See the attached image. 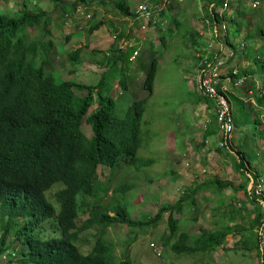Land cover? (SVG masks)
Listing matches in <instances>:
<instances>
[{"label":"rangeland","instance_id":"obj_1","mask_svg":"<svg viewBox=\"0 0 264 264\" xmlns=\"http://www.w3.org/2000/svg\"><path fill=\"white\" fill-rule=\"evenodd\" d=\"M84 1L90 7L85 12V14H92L90 19L79 17L82 15L76 11L73 12L72 6L69 10L67 8L69 13L62 10L60 2L63 5H70L73 0H8V2L0 0V11L6 12L9 16L20 17L26 3L27 8L41 14L43 20L44 18L50 20L45 34L40 32L41 26H27L25 33L28 40L52 42L46 54L47 62L44 68L55 80H69L95 86L102 79V74L110 68L109 76L114 81V85L110 86V96L115 103L114 115L118 118L124 115L132 102L146 97V91L142 88L145 72L152 58H156L159 62L153 92L145 104L140 146L136 153L139 161L150 159L152 162L145 165L122 164L121 167L112 171L113 173L106 166L100 165L96 195L84 197L82 193H79L76 196L78 225L91 218L92 213L88 204L109 208L112 210L110 216L114 215L113 210L116 207L123 205L132 220L145 221L153 217L160 206L175 205L185 192L192 190L198 179L231 181L235 189H240L248 183L245 172L239 171L236 166V158L227 152L225 145H220L224 135L220 133L215 120L213 101L201 96L197 89L198 48L188 41L187 34L204 28L198 7L206 4L200 5L198 0H172L168 5L172 7V10L163 17L164 21L142 32L138 24L131 23V26H128V21L113 5L117 0ZM122 1L131 12L142 2H149L155 8L165 3V0ZM255 1L259 3L258 6L253 4ZM13 2L14 5L10 6ZM232 3V12L234 8V11L239 14L237 16L235 14L234 19L238 20L240 26L238 30L235 27L230 30L232 35L229 36L231 43L235 44L236 56L229 60V66L238 67L242 73L245 70L247 73L249 71L251 75L243 74L245 77L242 86L235 89V93L231 96L236 129L228 146L234 147L237 151L242 149L252 166L254 165L253 171L259 173L261 168L259 170L256 162L262 160H257L258 156L264 158V109L260 110L253 99L257 93L264 91V37L259 33L264 30V0H234ZM173 18H176L175 23ZM101 20H104L105 24L93 34H89L88 28ZM108 21L112 22V27L109 26ZM111 28H115V31ZM218 29L221 34L224 33L223 29ZM68 35L83 37L77 40L72 38L66 40ZM113 35L119 36L117 44L121 45L123 51H130L131 48L137 50L132 62L117 61L113 65L116 52L109 47ZM161 36L166 38L164 44ZM199 42L200 44L211 43L212 52L217 50V42L207 36L200 38ZM223 42L230 46L227 40ZM76 44L81 45L83 57L87 62L85 67L79 62L74 63L66 52V50H74ZM129 44L132 46H128ZM76 64H78L77 68H74ZM91 64L96 65L89 67ZM102 67L106 68L102 69ZM76 69L79 73L75 75ZM122 77H125L127 84L125 91L119 84ZM249 91L253 94L249 95ZM74 95L82 98L87 95V92L74 90ZM206 105L209 106L208 109L205 108ZM96 108L97 98L90 112ZM209 129L214 130V135L206 137V130ZM82 131L88 138L93 135L90 125L86 123L83 124ZM209 138L210 141L207 143L206 139ZM212 151H214L213 154L208 155ZM184 160L188 161L187 166L183 164ZM186 172L191 174L194 182L190 179L185 184ZM109 179L110 182H108ZM124 186L127 189L122 194L120 189ZM60 187V184H56L46 194L48 201L56 208V214L59 205L52 194ZM224 191L226 198L223 205L215 201L220 195L211 193L216 191H201L195 194L198 200L196 206H192L189 202L184 203L182 213H173V215L176 219L182 215L180 229L191 236L198 235L201 229L219 231L224 226L230 225L231 221L235 224L238 222L240 229L234 228V231L237 232L239 236L237 239L240 238L241 242L237 243L238 246L225 261L222 256L218 258L213 255L210 258L207 254L178 256L168 248L162 247V237L166 232L164 222L168 212L164 214V222L156 227L132 228L117 224L108 227L102 237L106 242L113 244L114 254L119 261L129 256L133 262L142 264H251L253 252H256L251 231L252 239L244 240L248 236V218L253 217L251 205L249 210L244 202L249 204L251 202L245 195L242 199L237 197L236 194L242 192L241 190L231 192L226 189ZM216 205L218 207L214 209ZM233 207L237 209V213H233ZM56 214L45 221L40 230L38 229L37 232L41 237L60 236ZM193 217L196 218L195 222H192ZM2 220L0 212V229ZM21 220L18 219V223ZM101 229L95 226L78 234L75 245L82 253L87 254L92 250L101 235ZM15 230L14 227L7 236L8 249H15L18 255L24 245L14 238ZM228 244L230 243L226 246ZM244 245L248 249L254 248V251L245 250ZM11 261L13 264L14 259ZM0 264L3 262L0 261Z\"/></svg>","mask_w":264,"mask_h":264},{"label":"trees","instance_id":"obj_2","mask_svg":"<svg viewBox=\"0 0 264 264\" xmlns=\"http://www.w3.org/2000/svg\"><path fill=\"white\" fill-rule=\"evenodd\" d=\"M199 1L204 4L215 3L219 7H223L225 3V0ZM81 2L86 3L84 0H74L70 5H63L61 2L60 5L64 12L69 13L67 8L69 10L72 6L74 9ZM232 2L234 0L229 4L231 17L226 18V40L236 50L229 35L231 28L238 30L240 24L234 19L235 14H239L234 8L232 12ZM113 5L123 18L134 16L122 0H117ZM24 6L20 17H12L0 11V212L3 217L0 255L8 249L7 236L15 227L14 238L21 241L24 248L18 252L13 264H142L133 262L129 256L119 261L114 254L113 244L106 242L102 236L108 227L117 224L132 228L156 227L164 222V214L168 212L164 222L166 232L162 237V247L168 248L178 256H210L225 241L226 231L201 229L198 235L191 236L180 229L182 215L176 219L173 213H182L183 205L187 202L196 206L198 200L195 194L198 192L213 190L221 194L230 188L239 191L234 189L231 183L219 179L196 184L190 192H185L175 205L160 206L154 216L145 221L132 220L123 205L116 207L113 210L114 215L110 216L112 210L109 208L88 204L91 218L78 225L76 196L79 193L84 197L96 195L100 165L106 166L113 173L112 171L122 164L145 165L152 162L150 159L139 161L136 153L140 146L145 104L152 95L159 62L152 58L145 72L142 88L146 91V97L132 102L124 115L118 118L114 115L115 103L110 96V86L114 85L109 76L110 68L102 74V79L95 86L69 80H55L44 68L47 62L46 54L52 42L28 40L25 33L27 26H41L40 32L45 34L50 20H43L42 15L27 8L26 3ZM170 10L172 7H167L160 16L166 17ZM204 12L205 17L212 20L209 7H204ZM173 19L175 23L176 18ZM108 23L112 27V22ZM217 23L219 22H213L212 26L215 27ZM104 24V20H101L91 25L88 33L93 34ZM111 29L115 31V28ZM259 33L264 37V30ZM187 36L192 45L199 46L200 35L197 32L191 31ZM69 39L68 35L66 40ZM161 39L164 44L166 38L161 36ZM118 40L119 36L113 35V42L109 46L116 52L113 65L117 61H129L130 55L135 51L134 48L123 51L117 44ZM81 51V48L66 50L74 63L81 60ZM240 73L251 75V72L247 73L246 70ZM119 84L122 90L127 89L125 77L119 80ZM74 90L87 92V95L77 98ZM95 98L97 108L90 112L95 105ZM253 100L260 110L264 109V91L257 93ZM84 123L92 129L91 138L82 131ZM206 131V137L214 135V130ZM224 147L236 158L239 171L242 170L246 175L253 171V166L242 149L237 151L228 144ZM254 173L253 186L260 177V173ZM56 184L61 185L60 189L52 194L59 205L57 214L56 208L46 196ZM247 186L248 184H244L240 189L244 190L246 198L253 202L256 198L251 190L248 191ZM126 189V186L121 188V193L124 194ZM55 214L60 236L41 237L38 229L40 230L45 221ZM5 217L7 219H4ZM18 219H22L19 222L21 224ZM260 219L261 215L257 214L254 226H260ZM195 221L196 218L193 217L192 222ZM95 226L102 228L101 235L92 250L84 254L75 245L78 234Z\"/></svg>","mask_w":264,"mask_h":264},{"label":"built area","instance_id":"obj_3","mask_svg":"<svg viewBox=\"0 0 264 264\" xmlns=\"http://www.w3.org/2000/svg\"><path fill=\"white\" fill-rule=\"evenodd\" d=\"M74 1V0H73ZM172 0H165V3L161 7H154L149 4V2H142L136 6L135 10L132 11L134 14L133 17H128V26L132 24H138L142 32L148 31L153 25H156L163 22L164 19L160 16L161 12L167 10L168 5ZM182 1V0H180ZM232 0H225L223 7L217 6L215 3H207L206 5H201L198 0L199 6L198 10L201 14V22L204 27L202 30H198L200 38L205 36L209 39L217 42V50L212 52V44L204 43L197 46L198 53L197 58L199 59L198 67L196 68V80H197V89L202 94L201 96L209 98L213 101L214 114L218 123L220 133L224 136V140L220 143L221 146L227 145L231 142V138L235 132L236 124L233 111L232 103V94L235 93V89L242 86L244 81V75L240 73L238 67L229 66V60L236 56V50L224 44L226 41L227 34V22L226 18L230 16V2ZM254 5L258 6V2L255 1ZM204 7H209L211 10L212 20L205 17ZM90 7L86 3H78L73 12L81 14L79 17L92 18V14H85ZM159 17L158 19L156 17ZM74 18H76L74 16ZM139 23H138V22ZM218 21L215 27L212 26L213 22ZM219 24H223L222 26ZM223 29L224 33H220L219 29ZM224 39V40H223ZM200 40V39H199ZM120 44V43H119ZM121 47V45H119ZM132 46V45H128ZM137 50L133 51L130 55L129 60H133ZM249 95H252V92L249 91ZM254 102V100H253ZM255 103V102H254ZM209 108L208 106L206 107ZM207 143L209 142L206 139ZM185 156V154H184ZM185 166L188 165V161H183ZM251 185V192L256 199L260 200V203L264 205V180L256 179L253 186L252 177L254 175L248 174ZM264 215V212H262ZM257 237H258V247L260 251V264H264V216H262L260 226L257 228ZM17 257V252L15 249H7L0 255V261L3 264H11V259Z\"/></svg>","mask_w":264,"mask_h":264},{"label":"crops","instance_id":"obj_4","mask_svg":"<svg viewBox=\"0 0 264 264\" xmlns=\"http://www.w3.org/2000/svg\"><path fill=\"white\" fill-rule=\"evenodd\" d=\"M9 5H10V3H9ZM14 5V2H13V4L11 3V5L10 6H13ZM79 34V33H78ZM69 36H71V35H69ZM83 36H75V35H72L70 38H72V39H75V40H77V39H79V38H82ZM101 41V40H100ZM112 42H113V40H112ZM111 42V43H112ZM77 48H81V45H75V49L74 50H76ZM82 56V57H81ZM79 57H81V60H79L78 62L79 63H81L84 67H85V65H86V61H85V59H84V57H83V54H82V51L81 52H79ZM130 62H132L133 60H129ZM78 63V64H79ZM78 64H76V65H74V68L78 65ZM96 65V64H95ZM94 64H91L89 67H94L95 66ZM88 67V66H87ZM77 68V67H76ZM79 68H81V67H79ZM105 69L106 67H102V69ZM75 75L77 74V73H79V71L76 69L75 70ZM78 75H81V74H78ZM77 75V76H78ZM85 85V84H84ZM207 107V105L205 106V108ZM219 135V134H218ZM220 136V135H219ZM218 136V137H219ZM209 141H210V138L208 139ZM206 149V148H205ZM213 152L214 151H212V152H210V153H208V155H211V154H213ZM258 159H262V160H259V162H256V164H258V167H259V170H260V168H261V170L259 171V173H260V175H261V177H259V179H261V180H264V158H261V157H257V160ZM182 164V163H181ZM254 166V165H253ZM242 171V170H241ZM243 172V171H242ZM248 174H252V175H254L255 173H254V171H249V173ZM247 174V177H248V183H246V184H248V189H249V187H250V185H249V183H250V178H249V175ZM185 175L187 176L186 177V181H185V184L187 183V181H189L190 179L194 182L195 180L193 179V178H191V174H189V173H185ZM199 180H201V179H198V181H197V183L196 184H199L200 182H204V180H201V181H199ZM222 181V180H221ZM231 182V181H230ZM229 182V183H230ZM234 189H235V185H234V187H233ZM228 190H230L231 192H232V188H230V189H228ZM239 190H241L242 192H239V193H237L236 195H237V197L238 198H240V199H242L243 197H244V191L242 190V189H239ZM249 191V190H248ZM187 192H190V191H187ZM225 191H223L222 193H223V195H221V194H219V193H212V195H220L219 197H218V199H216L215 201H216V203L217 202H219L221 205H223L224 204V202H225V198H226V193H224ZM234 192H238V191H235L234 190ZM246 197V196H245ZM244 205L246 206V208L247 209H249L250 210V206L249 205H251V207H252V209H253V217L251 216V217H249L248 218V223H247V233H248V236L244 239L245 241H247V240H251L252 238H251V234H250V231L252 232V234H253V240H254V243H255V249H256V252H253L254 253V257L251 259V264H260V251H259V247H258V237H257V228H258V226H254V220H255V216L258 214V215H261V219H262V216H264V215H262V212H264V205H262L261 203H260V200L259 199H256V200H254L253 202H251V204H249L248 202H244ZM218 207V205H216L215 207H214V209L215 208H217ZM246 208H243V209H245L246 210ZM259 208V210H257ZM247 211V210H246ZM233 213H237V209L236 208H234L233 207ZM261 219H260V221H261ZM234 228L235 229H240V227L238 226V222H236V224L235 223H233L232 221H231V224L229 225H227V226H224L223 227V229H221V230H219V231H226V238H225V241L223 242V244L219 247V248H216L215 250H214V252L209 256L208 254H207V256H209L210 258H211V256H213V255H216V256H218V258H220L221 256H222V258L224 259V261H225V259L226 258H228V255L229 254H231L235 249H236V246H238V244L237 243H240L241 242V240H240V238L239 239H237V237H239L238 235H237V232L236 231H234ZM243 229V228H242ZM215 231V230H214ZM229 237V239L227 240V238ZM227 240V241H226ZM240 240V241H239ZM227 243H230V244H228V246H226V244ZM243 244H245V242L243 241ZM221 248H223V250H221ZM244 248H245V250H247V251H254V248H251V249H248L247 247H246V245H244ZM215 262L216 263H218V261H216V259H215Z\"/></svg>","mask_w":264,"mask_h":264},{"label":"water","instance_id":"obj_5","mask_svg":"<svg viewBox=\"0 0 264 264\" xmlns=\"http://www.w3.org/2000/svg\"><path fill=\"white\" fill-rule=\"evenodd\" d=\"M249 185H250V187H249V189H248V190L250 191V188H251V185H252L251 181H250Z\"/></svg>","mask_w":264,"mask_h":264}]
</instances>
